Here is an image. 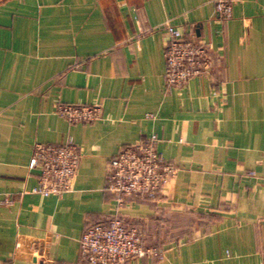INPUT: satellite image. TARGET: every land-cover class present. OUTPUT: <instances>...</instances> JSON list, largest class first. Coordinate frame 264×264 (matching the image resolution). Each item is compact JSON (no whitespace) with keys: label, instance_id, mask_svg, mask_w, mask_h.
I'll return each instance as SVG.
<instances>
[{"label":"crops","instance_id":"obj_1","mask_svg":"<svg viewBox=\"0 0 264 264\" xmlns=\"http://www.w3.org/2000/svg\"><path fill=\"white\" fill-rule=\"evenodd\" d=\"M217 1L0 0V264H37L42 242L51 264H88L80 238L115 210L108 162L151 134L178 172L121 217L146 245L162 216L203 214L207 231L122 264H264V0L226 17ZM166 23L210 47L208 75L165 83ZM37 143L77 146L60 194L32 192Z\"/></svg>","mask_w":264,"mask_h":264},{"label":"built area","instance_id":"obj_2","mask_svg":"<svg viewBox=\"0 0 264 264\" xmlns=\"http://www.w3.org/2000/svg\"><path fill=\"white\" fill-rule=\"evenodd\" d=\"M232 0H218L220 15L228 16ZM167 40L164 46L165 83L183 87L190 79L208 75L211 69L210 47L168 23L164 25ZM153 118V115H147ZM155 134L144 136L110 159L107 165L106 188L113 197L114 212L103 221L88 224L80 238V257L88 264H122L133 258H162L163 250L145 244L141 227L129 225L120 210L135 200L161 204L175 178L178 167L159 152ZM80 161L77 146L37 143L29 168L41 171L39 185L33 193L60 194L73 178ZM9 197H0L1 205H10Z\"/></svg>","mask_w":264,"mask_h":264},{"label":"rangeland","instance_id":"obj_3","mask_svg":"<svg viewBox=\"0 0 264 264\" xmlns=\"http://www.w3.org/2000/svg\"><path fill=\"white\" fill-rule=\"evenodd\" d=\"M162 219V221H160ZM209 217L203 214L189 215L182 214L178 216L167 215L158 218L151 225L147 245L160 248L171 242H181L191 239L203 232L207 231V222Z\"/></svg>","mask_w":264,"mask_h":264},{"label":"water","instance_id":"obj_4","mask_svg":"<svg viewBox=\"0 0 264 264\" xmlns=\"http://www.w3.org/2000/svg\"><path fill=\"white\" fill-rule=\"evenodd\" d=\"M48 245L42 242L41 249L39 250V257L34 259L37 264H51L48 262Z\"/></svg>","mask_w":264,"mask_h":264},{"label":"trees","instance_id":"obj_5","mask_svg":"<svg viewBox=\"0 0 264 264\" xmlns=\"http://www.w3.org/2000/svg\"><path fill=\"white\" fill-rule=\"evenodd\" d=\"M213 217V216H212ZM145 235V234H144Z\"/></svg>","mask_w":264,"mask_h":264}]
</instances>
